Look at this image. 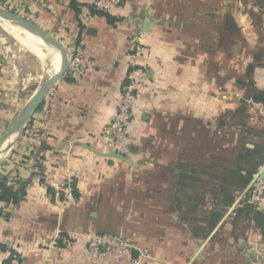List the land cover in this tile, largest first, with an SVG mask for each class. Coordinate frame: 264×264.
I'll return each mask as SVG.
<instances>
[{"label": "crops", "instance_id": "obj_1", "mask_svg": "<svg viewBox=\"0 0 264 264\" xmlns=\"http://www.w3.org/2000/svg\"><path fill=\"white\" fill-rule=\"evenodd\" d=\"M75 1L80 13L72 0H0L68 53L84 40L91 62L0 153V181L27 191L4 206L0 264H264V205L244 202L264 175V0H124L114 23ZM0 27L1 137L40 81ZM133 76L131 126L102 135ZM104 231L137 248L93 259L84 235Z\"/></svg>", "mask_w": 264, "mask_h": 264}, {"label": "built area", "instance_id": "obj_2", "mask_svg": "<svg viewBox=\"0 0 264 264\" xmlns=\"http://www.w3.org/2000/svg\"><path fill=\"white\" fill-rule=\"evenodd\" d=\"M124 0H91L90 9L97 11H113L123 4ZM86 43L80 40L78 45L69 53V66L65 76L78 78L84 75L91 62L84 54ZM64 76V77H65ZM140 84L135 76L125 84L121 90V97L114 118L104 125L101 134L104 136L119 137L127 133L132 124L134 114V102L136 100ZM244 202L254 206L264 205V176L258 175L251 184ZM87 239L89 255L95 260H116L136 249L137 246L128 238L111 232H89L84 235ZM148 257V255H146ZM134 264H141V260L134 259Z\"/></svg>", "mask_w": 264, "mask_h": 264}, {"label": "water", "instance_id": "obj_3", "mask_svg": "<svg viewBox=\"0 0 264 264\" xmlns=\"http://www.w3.org/2000/svg\"><path fill=\"white\" fill-rule=\"evenodd\" d=\"M0 17L5 20H9L16 23L20 27L29 31L30 33L40 37L44 42L51 44L53 47H55L61 54V67L59 71H57L54 75L50 76L49 79L37 89L32 98L11 121L6 131L0 137L1 153L10 133L13 130H18L19 136L23 132L25 126L31 120L33 115L41 111L42 104L48 93L53 88V86L65 76V73L69 66V53L65 46L62 44V42L58 40L54 35H52L49 31H47L37 23L23 17L22 15L10 9L5 8L2 5H0ZM146 24H148V22ZM10 146L11 144L7 147V149H9ZM119 157L124 158L122 155H119Z\"/></svg>", "mask_w": 264, "mask_h": 264}, {"label": "rangeland", "instance_id": "obj_4", "mask_svg": "<svg viewBox=\"0 0 264 264\" xmlns=\"http://www.w3.org/2000/svg\"><path fill=\"white\" fill-rule=\"evenodd\" d=\"M0 21L3 24L1 33L8 40L6 45L11 46V51L15 54L17 63L22 65V70L23 72L25 71L24 74L27 72L31 77L33 76V81H41V77L44 75V65L39 54L32 46V42L35 39L34 36L36 35L14 22V25L8 24L6 20L1 17ZM248 192L246 195H248Z\"/></svg>", "mask_w": 264, "mask_h": 264}, {"label": "trees", "instance_id": "obj_5", "mask_svg": "<svg viewBox=\"0 0 264 264\" xmlns=\"http://www.w3.org/2000/svg\"><path fill=\"white\" fill-rule=\"evenodd\" d=\"M71 5H72V7H74L77 10V12L80 13V9L78 7V3L75 0H72ZM91 11L93 13H98V14L106 16L110 23H114V22L117 21V19L110 14V11H97V10H95L93 8H91ZM82 29L84 30L85 27H82ZM132 71H133V69L130 70V73ZM129 82H130V79L128 78L127 81L125 82V84H128ZM70 188L72 189V193H73L74 197L76 199H78L80 197V192H79V189H78L77 180L74 179L70 183ZM48 191L51 194H54V189L51 186H48ZM26 195H27L26 189H16L14 185L9 183V179H8L7 176L3 180H1L0 181V217H2V215H3L4 206L5 205L18 204L20 201H22L26 197ZM61 199H65V194L64 193H62ZM104 232H107V231H104ZM104 232H100V233H104ZM111 233H113V232H111ZM62 236L65 237L66 235L63 234ZM59 243L61 245H64L63 240H60ZM2 249L4 251L7 250V248L5 246H2ZM5 263L6 264H11V259L7 260Z\"/></svg>", "mask_w": 264, "mask_h": 264}, {"label": "bare ground", "instance_id": "obj_6", "mask_svg": "<svg viewBox=\"0 0 264 264\" xmlns=\"http://www.w3.org/2000/svg\"><path fill=\"white\" fill-rule=\"evenodd\" d=\"M6 22L14 25L12 21L6 20ZM18 25V24H17ZM32 46L35 51L39 54L41 61L43 62L44 75L41 77L40 86H42L50 76L54 75L59 71L61 67V54L51 44L44 42L40 37L34 36ZM18 137V130H13L4 145L2 153L6 151L7 147L12 144Z\"/></svg>", "mask_w": 264, "mask_h": 264}]
</instances>
